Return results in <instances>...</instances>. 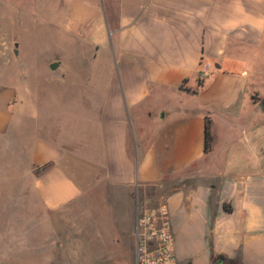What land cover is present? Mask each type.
<instances>
[{"label": "crops", "instance_id": "crops-1", "mask_svg": "<svg viewBox=\"0 0 264 264\" xmlns=\"http://www.w3.org/2000/svg\"><path fill=\"white\" fill-rule=\"evenodd\" d=\"M65 24L112 48L114 66L98 89L91 77L85 84L89 141L31 143L34 169L53 163L34 175L41 205L59 211L81 199L83 185L66 164L99 163L139 207L167 200L179 264H264V0H74ZM8 63L0 140L18 122L25 87ZM132 205L117 208L113 226L135 230Z\"/></svg>", "mask_w": 264, "mask_h": 264}, {"label": "rangeland", "instance_id": "rangeland-1", "mask_svg": "<svg viewBox=\"0 0 264 264\" xmlns=\"http://www.w3.org/2000/svg\"><path fill=\"white\" fill-rule=\"evenodd\" d=\"M72 3L0 0V70L9 62L10 71L17 68L25 80L18 122L0 140V264H134V227L117 228L112 219L127 201L133 203L127 215L133 219L137 198L110 185L99 163L66 164L83 195L59 211L42 206L33 190L31 143L41 136L89 141L84 87L91 77L98 89L100 74H110L114 66L112 48H97L67 29ZM54 61L63 67L52 70Z\"/></svg>", "mask_w": 264, "mask_h": 264}, {"label": "built area", "instance_id": "built-area-1", "mask_svg": "<svg viewBox=\"0 0 264 264\" xmlns=\"http://www.w3.org/2000/svg\"><path fill=\"white\" fill-rule=\"evenodd\" d=\"M207 64L199 73L205 78ZM136 217L134 264H179L175 231L167 200L146 208L138 206Z\"/></svg>", "mask_w": 264, "mask_h": 264}, {"label": "trees", "instance_id": "trees-1", "mask_svg": "<svg viewBox=\"0 0 264 264\" xmlns=\"http://www.w3.org/2000/svg\"><path fill=\"white\" fill-rule=\"evenodd\" d=\"M199 85H203V80L200 78ZM213 144V132H212V118L207 115L205 117V151L209 152L212 149ZM52 162L46 163L42 166L35 167V174H39L42 171L47 170L52 166Z\"/></svg>", "mask_w": 264, "mask_h": 264}, {"label": "water", "instance_id": "water-1", "mask_svg": "<svg viewBox=\"0 0 264 264\" xmlns=\"http://www.w3.org/2000/svg\"><path fill=\"white\" fill-rule=\"evenodd\" d=\"M60 62L59 61H54L51 63L50 67L52 70H55L57 69V67L59 66ZM217 67H220V64H216ZM263 106H264V99H263V102H262Z\"/></svg>", "mask_w": 264, "mask_h": 264}]
</instances>
